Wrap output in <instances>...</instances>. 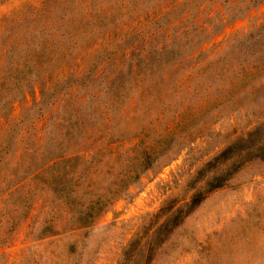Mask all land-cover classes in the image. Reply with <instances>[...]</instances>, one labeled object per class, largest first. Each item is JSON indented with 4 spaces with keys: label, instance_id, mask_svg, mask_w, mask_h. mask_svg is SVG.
Masks as SVG:
<instances>
[{
    "label": "rangeland",
    "instance_id": "1",
    "mask_svg": "<svg viewBox=\"0 0 264 264\" xmlns=\"http://www.w3.org/2000/svg\"><path fill=\"white\" fill-rule=\"evenodd\" d=\"M40 1L5 0L0 4V47L11 42L15 29L19 32L24 27L23 21L14 24L21 11ZM199 2L197 19L203 23L211 17L217 27L192 54L184 55L171 70H162L163 75L172 74L169 82L149 90L151 94L167 93L162 120L150 121L151 112L160 105L151 107L149 102L132 106L131 118H121L123 111L118 110L112 116L115 127L98 132L102 139L116 138L112 147L95 154L89 164L80 165L78 159L53 168L54 175L68 171L67 177L75 181L76 201L85 203L97 195L111 199L83 229L68 230L73 225L67 222L68 214L55 194L61 179L50 185L46 183L48 173L31 172L53 140L59 141L64 126L59 118L73 111L86 116L90 108L76 102L87 92L101 89L112 70L124 69L131 50L150 47L148 34L153 30L142 18L73 52L67 60L57 50L52 58L40 50L38 57L30 58L46 69L30 66L26 81L20 80L22 90L0 110V264H264V156L254 153L249 162L239 157L240 163L225 173L219 171L221 164H206L228 145L231 154L241 150L245 156L243 145L256 139L245 132L264 121V88L247 94L257 81L246 78L225 89L226 79L212 78L216 64L198 75L191 71L187 88L178 85L182 72L209 58L225 62L228 76L229 61L237 69L243 58L240 50L246 45L233 52L229 45L264 22V0ZM124 12L121 22L126 23L129 9ZM136 31L137 36L123 45L122 39ZM20 37L13 39L15 44ZM43 53L46 57L41 58ZM20 56L23 53L15 47L10 56L0 57V80ZM46 87L49 90L44 92ZM132 90L124 92V108L135 96ZM205 96L212 99L207 103L211 106L199 111ZM181 101L191 113L181 116L177 126L171 123L172 134L163 137L166 148L156 154L148 170L130 182L132 158L138 156L133 134L143 132L144 143L155 141L158 131L180 110ZM122 135L126 139L116 141ZM212 175L222 177L223 185L211 188L206 184ZM196 192L199 195L191 202ZM136 232L138 239L131 244Z\"/></svg>",
    "mask_w": 264,
    "mask_h": 264
},
{
    "label": "trees",
    "instance_id": "2",
    "mask_svg": "<svg viewBox=\"0 0 264 264\" xmlns=\"http://www.w3.org/2000/svg\"><path fill=\"white\" fill-rule=\"evenodd\" d=\"M4 1L0 0V4ZM256 1L259 0H254V2ZM248 2L252 3V0H248ZM201 3L199 0H41L36 6H26L21 11L19 19L15 21L14 24L18 21L25 22L24 27L19 32L17 29L13 32V39H16L18 35L21 36V39L19 38L20 43L15 44L17 42L11 39V42L0 47V57L10 56L15 47L23 53V56L14 61L17 65L12 66L13 63L7 68L2 80H0V110L6 106L8 98L15 97L17 92L19 93L22 90L20 80H25V74L30 72V66L42 71L46 69L44 66L37 64L35 59L34 62L36 63L30 62V58L36 57L39 50L47 53V57L50 58L57 50L67 60V57L73 52L76 53L79 50L89 48L91 44L96 43L95 41L106 38L114 30L119 31L124 24L130 23V21L137 22L139 19L144 18L143 20L147 23L145 25L152 27L153 30L148 34L150 47H147L144 51L138 50L135 52L131 50L130 52L133 55H127L129 57L126 58L127 66L124 69L112 70L105 77L106 82L101 89L87 92L85 96H82L84 99L80 98L76 102L77 106L82 107L85 105L90 108L86 116L79 113L75 114L76 111H73L68 114L66 112V116L59 118V122L64 125L63 132H59L57 138L59 141L53 140L50 149L42 156L31 172L32 174L38 172L48 173L50 181H46V183L50 185L61 179L59 181L60 188L56 190V193L53 188L51 189L58 195L59 204L68 214L67 222L73 225V228L69 227L68 230L89 227L93 219L107 207L111 199L97 195L94 198H89L85 203L76 201V191L72 188L75 181L73 182L72 178L67 177L68 171L63 172L61 176L59 174L54 175L53 168L78 159H80V165L86 162L89 164L95 154L112 147L116 138L109 136L102 139V134L99 136L98 132L102 133V130L109 131L115 127L116 123L113 122L112 116L118 110L123 111L119 112L121 118H131L132 106H137V104L141 106V103L149 102L148 105L151 107L160 105L159 110L153 114V111L151 112L150 121L155 123L162 120L163 110L166 108L164 98L167 93L165 95L159 92L151 94L149 90L160 82H169L172 74L169 72L168 75H163L161 74L162 70H171L170 67H173L184 55L192 54L209 39L210 33H214L217 27L214 22H210L211 17L203 23L197 19V10ZM194 7L196 8L194 9ZM126 8L129 9V13L127 22L123 23L121 21ZM186 8L188 10L183 12L182 10ZM186 22H189V25L186 26ZM144 28L146 26L141 29ZM136 34L137 31L127 34L122 39L123 45L126 41L137 36ZM156 36L161 38L154 41ZM241 44L246 45L242 52L240 50L243 58L237 62V69L234 68V62H228V66L231 67L229 76L225 62H221V59L213 60L209 58V60H203L197 64L190 71L182 72L178 76V85L187 88V80L191 79L192 75L191 71L195 70L198 75L206 67L216 64L217 68L214 70L212 78L226 79V81H223L225 89L236 87L238 81L246 78L257 81V86L250 85L247 94H251L252 90L257 88H264V22L230 44V51L233 52L238 46L241 47ZM130 48H133V46H130ZM44 53L41 58L46 57ZM248 58L251 61L247 62ZM36 60H39V58H36ZM99 75V72L96 73L94 78L97 79ZM155 77H158V81ZM131 88L135 96L132 101L129 98L126 108H124L122 106L123 97L126 91ZM47 90H49V87H46L43 91L46 92ZM203 99L202 105H198L200 106L199 111L211 106L207 104L212 101L209 96H205ZM180 104V110H176L165 125L166 127H163L160 131L156 130L158 133L155 141L144 143L145 134L143 132L133 134V138L137 140L134 147L138 148V156L132 158L131 173L127 176L130 182L136 180L140 173L148 170L156 154L166 148L163 137L172 134L173 126H171V123L177 126L179 121L182 120L181 116L191 113L183 101ZM96 106H99L97 112ZM195 111L197 112L196 108ZM263 128L264 121L258 122L245 132V136L254 135L256 138L253 142L243 145L245 156H241V150L231 154V145H228L208 158L206 164H221L219 171L225 173L232 165L240 163L237 160L239 157H243L241 162L242 160L243 162H249L254 159V153H259V158L263 157ZM124 137V135L120 138L117 137L119 140L116 141L121 142L126 139ZM98 140L100 141L98 142ZM24 177L26 176H22V178ZM209 179L210 181H206V184L211 188L223 185L222 177L212 175ZM195 194L190 199L191 202L196 200L199 192ZM137 239L136 232L130 243L132 244Z\"/></svg>",
    "mask_w": 264,
    "mask_h": 264
}]
</instances>
